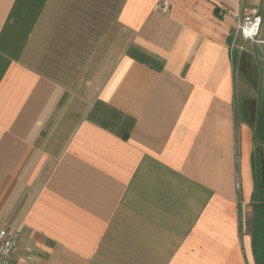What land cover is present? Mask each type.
Wrapping results in <instances>:
<instances>
[{"label": "crops", "instance_id": "0c3cea01", "mask_svg": "<svg viewBox=\"0 0 264 264\" xmlns=\"http://www.w3.org/2000/svg\"><path fill=\"white\" fill-rule=\"evenodd\" d=\"M161 1L0 0V228L34 264H254L232 43L264 0Z\"/></svg>", "mask_w": 264, "mask_h": 264}, {"label": "rangeland", "instance_id": "374dc122", "mask_svg": "<svg viewBox=\"0 0 264 264\" xmlns=\"http://www.w3.org/2000/svg\"><path fill=\"white\" fill-rule=\"evenodd\" d=\"M264 17V12L260 11ZM236 71V111L239 120L248 122L255 131V192L259 187L260 150L264 149V25L257 41L246 40L241 36L232 43ZM241 188V185H240ZM240 196V226L252 236L254 264L256 255L264 260V223L255 220L252 224V202L245 203L243 192ZM256 196L254 195V198ZM256 232L259 234L256 237ZM263 262V261H261Z\"/></svg>", "mask_w": 264, "mask_h": 264}, {"label": "built area", "instance_id": "2783aa9c", "mask_svg": "<svg viewBox=\"0 0 264 264\" xmlns=\"http://www.w3.org/2000/svg\"><path fill=\"white\" fill-rule=\"evenodd\" d=\"M160 7L168 11V2L162 0ZM236 32L233 46L238 36L246 40L257 41L263 30L264 18L256 7H244L235 14ZM239 187V183L237 184ZM22 232L20 228H0V264H34L35 258L30 253L20 250Z\"/></svg>", "mask_w": 264, "mask_h": 264}, {"label": "flooded vegetation", "instance_id": "af4514ba", "mask_svg": "<svg viewBox=\"0 0 264 264\" xmlns=\"http://www.w3.org/2000/svg\"><path fill=\"white\" fill-rule=\"evenodd\" d=\"M260 162H259V187L257 191H254V194L251 198L252 207H253V213H252V224L255 223V220H262L264 223V149L260 150ZM254 195L256 196V199L254 198ZM259 234L256 232V237H258ZM263 261V262H261ZM258 257L256 255L255 264H264V260Z\"/></svg>", "mask_w": 264, "mask_h": 264}]
</instances>
